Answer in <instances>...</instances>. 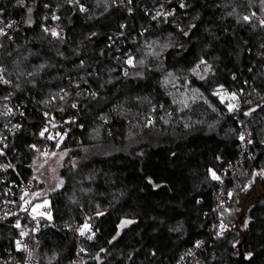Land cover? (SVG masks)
Masks as SVG:
<instances>
[{
	"label": "trees",
	"instance_id": "1",
	"mask_svg": "<svg viewBox=\"0 0 264 264\" xmlns=\"http://www.w3.org/2000/svg\"><path fill=\"white\" fill-rule=\"evenodd\" d=\"M0 103L25 111L8 150L35 197L37 158L97 149L45 196L39 264H178L201 240L200 264H237L242 241L264 264V194L240 208L264 184V0H0ZM49 109L61 141L39 137Z\"/></svg>",
	"mask_w": 264,
	"mask_h": 264
},
{
	"label": "built area",
	"instance_id": "2",
	"mask_svg": "<svg viewBox=\"0 0 264 264\" xmlns=\"http://www.w3.org/2000/svg\"><path fill=\"white\" fill-rule=\"evenodd\" d=\"M233 110L240 114L237 107ZM24 114V109L17 103H0V228L9 225L16 230L13 240L3 248L0 247V264H39L36 251L39 234L45 227L46 219L32 213V202L35 198L33 183L18 179V159L14 158L16 153H10L8 150L10 140L22 127ZM42 114L44 118L39 137L46 135V139L61 141L69 131L70 121L64 119L61 122L53 109ZM29 148L34 149V144ZM240 161L241 158L238 159V162ZM219 198L218 194L216 199ZM67 229L78 241L91 237V232L83 225L68 224ZM226 231L222 229V233ZM204 245L205 241L201 240L187 251H183L178 264H200L198 252ZM70 264H80V258L76 256Z\"/></svg>",
	"mask_w": 264,
	"mask_h": 264
},
{
	"label": "rangeland",
	"instance_id": "3",
	"mask_svg": "<svg viewBox=\"0 0 264 264\" xmlns=\"http://www.w3.org/2000/svg\"><path fill=\"white\" fill-rule=\"evenodd\" d=\"M217 94L219 95L222 101H227L229 107H234L235 103V94L229 92L225 89H218ZM85 155L80 159H86L92 156L93 153H97V149L94 150V147L83 148ZM71 150L62 149L55 150L53 152L44 153L43 159L37 158L33 164L34 177L41 183L43 186L39 189L37 193L39 196L35 197L32 202V213L42 219L50 220L51 213L47 210L50 204V198L45 197L51 191L59 189L64 184V178L62 176V169L67 164V159L71 164H75L79 157H72ZM264 194V184L262 181H255L252 183L249 191L241 197L240 208L243 211L254 204L262 195ZM240 230H242L239 227Z\"/></svg>",
	"mask_w": 264,
	"mask_h": 264
},
{
	"label": "water",
	"instance_id": "4",
	"mask_svg": "<svg viewBox=\"0 0 264 264\" xmlns=\"http://www.w3.org/2000/svg\"><path fill=\"white\" fill-rule=\"evenodd\" d=\"M253 205L254 204H251L250 208L248 209V213H250ZM238 248L240 250V256L237 264H247L249 259L247 258V255L243 251V241L239 244Z\"/></svg>",
	"mask_w": 264,
	"mask_h": 264
},
{
	"label": "snow or ice",
	"instance_id": "5",
	"mask_svg": "<svg viewBox=\"0 0 264 264\" xmlns=\"http://www.w3.org/2000/svg\"><path fill=\"white\" fill-rule=\"evenodd\" d=\"M244 19L247 20L248 17H244ZM241 139H243V137H241ZM261 175H264V173H261ZM213 178L218 179V177H215V174H213ZM85 227H87V226H85ZM81 234L83 235V231L81 232Z\"/></svg>",
	"mask_w": 264,
	"mask_h": 264
}]
</instances>
